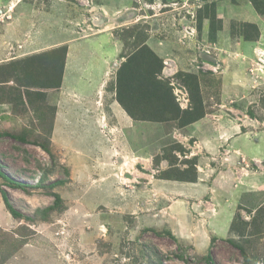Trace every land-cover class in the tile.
I'll return each mask as SVG.
<instances>
[{"label":"rangeland","instance_id":"obj_1","mask_svg":"<svg viewBox=\"0 0 264 264\" xmlns=\"http://www.w3.org/2000/svg\"><path fill=\"white\" fill-rule=\"evenodd\" d=\"M142 47L181 111L177 74L197 77L201 120L121 116L117 88L139 76L118 71ZM263 56L253 0H0V170L29 186L0 177V264H264ZM62 64L60 88L28 86ZM88 71L104 85L79 88Z\"/></svg>","mask_w":264,"mask_h":264},{"label":"trees","instance_id":"obj_2","mask_svg":"<svg viewBox=\"0 0 264 264\" xmlns=\"http://www.w3.org/2000/svg\"><path fill=\"white\" fill-rule=\"evenodd\" d=\"M253 1H255L256 5L263 7L262 10L264 9V0ZM243 26L245 40H255V38H258L259 28L256 24H244ZM144 54H146L145 58H147V60H141ZM30 67L31 66L28 65L26 68L29 69ZM59 68V75L57 78L50 72L46 77L44 76L45 79H42V75H38L34 70H31L29 75L31 84H28V86L30 88L45 90V92L50 89L60 88L64 78V65L62 64ZM162 69L163 63L148 47H142V49L133 53L119 69L118 81H121V77L130 79L131 75L139 77L135 78L133 85L130 89L128 88L126 94L123 93L121 87L117 88L118 94L116 98L119 104L134 120L139 121H158V118H162V115L164 116L174 107L175 111L178 112L179 122L182 126L191 125L201 120L204 116L203 101L201 99L197 77L182 72L177 74L178 78L183 80L186 87L190 88L191 102L194 106L190 109L188 108L181 111L178 107L179 105H176L174 102L175 97L173 95V88L170 86L163 87L161 81L158 80V76ZM136 84H142L144 87L150 84L152 88L149 92L143 89L140 94L137 95V90L134 87ZM41 92L38 93V97L45 100V93ZM154 99L156 101L155 103ZM145 101H147V105H145ZM157 104L159 106H157ZM14 138L20 139L18 136H14ZM0 177L9 180L11 184L15 185L17 188L25 189L29 187L26 184L13 182L8 176L3 174L1 170ZM176 180L184 181L186 178L177 175ZM3 199L7 203V208L11 211L10 213L15 217L21 218L20 214L15 212L7 202L9 200L5 192H3Z\"/></svg>","mask_w":264,"mask_h":264},{"label":"crops","instance_id":"obj_3","mask_svg":"<svg viewBox=\"0 0 264 264\" xmlns=\"http://www.w3.org/2000/svg\"><path fill=\"white\" fill-rule=\"evenodd\" d=\"M103 34H101V33H98V34H96V35H94V36H92V37H84V38H82L83 39V41L84 42H86L85 41V39L87 40V39H110L109 37H108V35H107V38H105L104 36H102ZM97 63H98V60L96 61ZM101 62H102V64H103V66L106 68L107 67V65L109 64V62H110V60L109 59H107V56H104L103 57V59H101ZM95 68V70L96 69H98V66H96V67H94ZM118 69V68H117ZM117 69H116V71H117ZM65 72V71H64ZM88 74H91L92 75V77L93 78H95V77H99V80H100V83L102 84L103 83V85H104V83H105V81L104 80H106V75L105 76H102V72H98V73H91V72H89L88 71V73H85L84 74V76L85 77H82V78H84V79H81L83 82H85L84 84H81V85H79V88L80 87H85V85L86 84H88V85H90L91 83H93V80L91 81L90 79H87V76H88ZM65 75H66V73H65ZM65 75H64V78H63V84H64V82H65ZM160 76V75H159ZM158 76V80L159 79H161L160 77ZM104 77V78H103ZM69 78H70V76H69ZM78 81V80H77ZM80 81V80H79ZM100 84V85H101ZM102 85V86H103ZM74 86V85H73ZM101 86V87H102ZM72 87V86H71ZM98 90H99V85L97 84V86H95V87H93V89H92V91H89L88 92V96H90L92 93H94V92H98ZM79 93V92H78ZM82 94H84V93H82ZM79 96H83V95H80V93H79ZM78 96V98H82V101L83 100H88V99H91V98H89V97H79ZM117 97V96H116ZM115 102H116V104H117V110L119 111V112H121L120 114H121V116L123 117V118H126L127 120H129L130 122L132 121H135V122H140L139 120H134L125 110H124V108L118 103V101H117V98L115 99ZM7 111H2V112H0L1 113V115L3 116L2 118H5L6 119V117H4V116H6L9 112H8V109H6ZM3 113V114H2ZM142 122H146V121H142ZM198 122V121H197Z\"/></svg>","mask_w":264,"mask_h":264},{"label":"clouds","instance_id":"obj_4","mask_svg":"<svg viewBox=\"0 0 264 264\" xmlns=\"http://www.w3.org/2000/svg\"><path fill=\"white\" fill-rule=\"evenodd\" d=\"M261 8H263V7H261ZM255 24V23H254ZM257 25V24H256ZM258 26V25H257ZM263 43V42H262ZM257 47H259L260 49H263V47H261V44L260 45H258ZM262 52V51H261ZM262 60H264V56H263V58H261V61ZM119 103V102H118ZM187 109H188V107H187Z\"/></svg>","mask_w":264,"mask_h":264}]
</instances>
